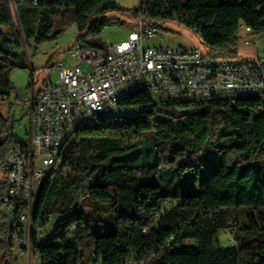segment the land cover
I'll return each mask as SVG.
<instances>
[{"label":"trees","instance_id":"16d2710c","mask_svg":"<svg viewBox=\"0 0 264 264\" xmlns=\"http://www.w3.org/2000/svg\"><path fill=\"white\" fill-rule=\"evenodd\" d=\"M72 9L81 46L122 24L106 18L116 9L109 0H0V100L24 67L23 41H47L51 18ZM136 14L162 31L168 22L193 31L215 61L240 58L242 26L264 33V0H142ZM123 104L135 114L106 113L80 127L45 178L36 224L56 220L45 241L34 233L41 263L264 264V212H254L264 208V97L158 103L141 91ZM18 143L0 114L1 170ZM5 195L0 179V206ZM87 200L111 206L114 232L89 223ZM15 231L12 223L8 246ZM227 233L233 245L221 243Z\"/></svg>","mask_w":264,"mask_h":264},{"label":"built area","instance_id":"2783aa9c","mask_svg":"<svg viewBox=\"0 0 264 264\" xmlns=\"http://www.w3.org/2000/svg\"><path fill=\"white\" fill-rule=\"evenodd\" d=\"M241 30L248 37L254 35L248 26ZM152 39L163 42V31L146 24L140 15L139 28L127 41L101 47V51L77 46L72 54L75 65L61 63L47 69L48 77L32 103L30 141L15 144L0 169L6 182L4 203L13 215L14 243L21 257H39L32 241L42 225L36 224L33 202L42 179L57 169L55 159L70 142L71 131L112 110L128 111L118 104V97L140 88H147V94L158 103L236 99L246 94L264 97L262 58L215 61L200 47L146 45ZM244 43L248 46L252 40ZM8 99L0 100V105Z\"/></svg>","mask_w":264,"mask_h":264},{"label":"rangeland","instance_id":"374dc122","mask_svg":"<svg viewBox=\"0 0 264 264\" xmlns=\"http://www.w3.org/2000/svg\"><path fill=\"white\" fill-rule=\"evenodd\" d=\"M220 1L234 0H183L184 3L193 5H212ZM111 6L116 9L110 11L107 19L120 21L121 25L108 27L99 37L90 41L89 46L84 48L94 47L101 51V47H109L113 44H120L127 41L129 35L137 31L140 23V16H137L136 11L140 9L142 0H109ZM164 28L163 35L165 40L152 39L146 42L150 47L161 46L176 49L179 47H200L203 52L207 53L208 48L203 41L193 32L179 24L168 22L162 26ZM41 28H39V33ZM38 33V36H39ZM49 39L43 43H37L35 38L23 41V66L16 68L10 75L12 83V91L9 99L2 102L0 105V114L9 121L10 134L16 137L18 142L28 143L30 141V110L34 93H38L43 88L48 77L47 69L57 67L59 64H68L73 66L76 60L72 57L73 51L77 46L79 36L78 25L76 21L75 9L70 10L65 16L59 15L51 18V30L48 34ZM239 54L238 60L243 61L247 58L257 59L262 58L264 64V33L259 36H247L241 30L239 33ZM37 37V36H36ZM257 38L260 43L255 41ZM252 40L248 46L245 45V40ZM254 39V40H253ZM84 68H87L86 66ZM52 79L57 80V74H54ZM112 115H120V109L112 110ZM133 111H126L122 115H134ZM77 137L74 135L70 142L74 143ZM5 177L4 171L0 173V179ZM84 211L87 215L89 223L97 228H105L106 233H112L116 229V216L111 211V206L107 204H94L87 200L84 204ZM249 210H244L241 224L244 225L247 221L246 213ZM255 213L264 212V208L255 210ZM55 220L52 219L46 227H38L37 233L40 242L45 241L53 235ZM13 222V215L9 210V205L0 206V264H42L39 257H34L29 260L28 256L21 257L20 250L13 241V246H8L7 240L11 238L9 229ZM37 228V227H36ZM35 231V230H34ZM221 243L224 246L234 244L233 235L227 233L221 235ZM15 240V237H14Z\"/></svg>","mask_w":264,"mask_h":264},{"label":"bare ground","instance_id":"6f19581e","mask_svg":"<svg viewBox=\"0 0 264 264\" xmlns=\"http://www.w3.org/2000/svg\"><path fill=\"white\" fill-rule=\"evenodd\" d=\"M250 30H252V29L250 28ZM141 91H142V92H147V88H140L139 91H137V92H130V93H128V94H125V96H120V97H118V104H123L126 100L132 98L136 93L141 92ZM251 96H257V95H255V94H246V95H243V97H251ZM96 117H97V116H96ZM91 122H92V121L87 122V123H85V124H80V125H79V128L82 127V126H85V125H87V124H89V123H91ZM79 128H73V131H71L70 139L75 135V133L77 132V130H78ZM6 137H7V135H5V136L3 135L2 140H3V139H6ZM59 164H60V156H58V158L55 159V168H56ZM44 180H45V178L42 179L41 184H39L38 192H39V190H40V188H41V186H42ZM37 194H38V193H36V196H37ZM35 200H36V198H35ZM33 211H36V209H35V202H33ZM32 244H33V242H32Z\"/></svg>","mask_w":264,"mask_h":264},{"label":"crops","instance_id":"0c3cea01","mask_svg":"<svg viewBox=\"0 0 264 264\" xmlns=\"http://www.w3.org/2000/svg\"><path fill=\"white\" fill-rule=\"evenodd\" d=\"M256 39V38H255ZM247 59H250V58H247ZM42 88L40 89V91L36 94L34 93V96H33V99L35 98V96H37L40 92H41ZM33 99H32V103H33ZM32 103L30 104L31 106V110H30V128H31V123H32ZM31 130V129H30ZM22 143V142H20ZM39 239V238H38ZM40 241V240H39Z\"/></svg>","mask_w":264,"mask_h":264}]
</instances>
